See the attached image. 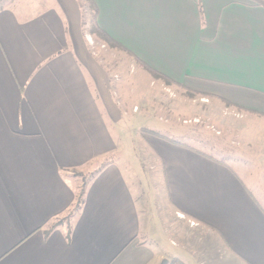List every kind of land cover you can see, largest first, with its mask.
<instances>
[{
	"label": "crops",
	"instance_id": "obj_1",
	"mask_svg": "<svg viewBox=\"0 0 264 264\" xmlns=\"http://www.w3.org/2000/svg\"><path fill=\"white\" fill-rule=\"evenodd\" d=\"M32 1L0 10V264H184L177 251L143 240L144 208L117 162L87 183L80 210L48 231L75 202L73 173L119 147V129L136 117L131 98L139 94L143 103L165 83L144 67L209 99L216 115L225 110L227 140L241 147V161L233 160L239 173L181 143L147 137L178 226L194 223L210 249L224 244L225 264H264V5ZM85 2L95 26L123 48H116L122 71L96 58Z\"/></svg>",
	"mask_w": 264,
	"mask_h": 264
},
{
	"label": "rangeland",
	"instance_id": "obj_2",
	"mask_svg": "<svg viewBox=\"0 0 264 264\" xmlns=\"http://www.w3.org/2000/svg\"><path fill=\"white\" fill-rule=\"evenodd\" d=\"M31 1L0 0V10L10 6L32 8L33 1ZM82 14L84 32L90 34L93 39L96 58L103 59L108 65L116 64L115 68L121 67L122 71L124 69L122 67L126 66L123 55L116 48L106 45L94 33L92 6L83 3ZM98 50H100L99 54L96 52ZM152 90L143 103L139 99V94L131 98V102L138 105L132 108L136 117L134 116L135 120H130L131 115H129L127 117L129 122L126 121L123 128L119 129L117 141L120 145L115 153L73 173L79 183L77 192L99 165L117 162L125 172L139 207L144 208L146 216L144 241L152 242L157 248L167 246L170 252L177 251V257L184 264H225L227 250L224 244L219 243L218 248L210 249L208 238L194 234L187 221L183 222V226H178L177 216L164 196L165 185L161 164L151 155L147 137L155 136L149 133L154 132L225 163L240 173V163L239 167H236L233 160L241 161V147L231 146L227 140L228 136L224 132L226 111L223 110L224 112L216 115L217 108H213L209 99L168 86L164 82L155 85ZM225 106L221 104V107ZM127 108L131 111V104ZM167 240L172 241L174 245L182 243L184 250L171 249L166 243Z\"/></svg>",
	"mask_w": 264,
	"mask_h": 264
},
{
	"label": "trees",
	"instance_id": "obj_3",
	"mask_svg": "<svg viewBox=\"0 0 264 264\" xmlns=\"http://www.w3.org/2000/svg\"><path fill=\"white\" fill-rule=\"evenodd\" d=\"M260 4H263V5H264V0L261 1ZM93 29H94V33H95V35H97V37H98L100 40H102L104 43H106L107 45H110V46L113 47V48H117V49L123 51V48H122L121 46H119L117 43H115L113 40H111L107 35H105L101 30H99V29L95 26V24H94V15H93ZM144 68H145V69H146L151 75H153L155 78H157V79H161V80L165 81V83H167V85H176V84L173 83L171 80H169L167 77H164V76H162V75H160V74H158V73H156V72H153V71H151L150 69H148V68H146V67H144ZM186 91H187V92H190V93H193V94H195V95H197V93L191 92L190 90H186ZM222 101H223V103H225L226 106L234 107V108H237L238 110H241L240 107L235 106V105L231 104L230 102H227V101H225V100H222ZM149 133H151L152 135L157 136V134H155L154 132H149ZM105 165H106V163H105V164H101V165H99V167L91 173V175H90L88 181H87L85 184H83V185L80 187L79 192H77L76 197H75V202H74L72 208H71V209L69 210V212L66 214V217H65L64 219L60 220L58 223L51 225V226L48 228V231L52 230L53 228H55L56 225H59V224L63 223L64 221H65V222H68V221L70 220V218H72V217H73V216H74V215L80 210V208L82 207V205H83V203H84V192H85V187H86L87 183H88L89 181H91V180H92V179H93V178H94V177L100 172V170H101ZM68 236H69V231H68V234H67V237H66V238H68ZM172 263H173V261H170V262H169V264H172Z\"/></svg>",
	"mask_w": 264,
	"mask_h": 264
},
{
	"label": "built area",
	"instance_id": "obj_4",
	"mask_svg": "<svg viewBox=\"0 0 264 264\" xmlns=\"http://www.w3.org/2000/svg\"><path fill=\"white\" fill-rule=\"evenodd\" d=\"M190 226H194V223L190 222Z\"/></svg>",
	"mask_w": 264,
	"mask_h": 264
}]
</instances>
